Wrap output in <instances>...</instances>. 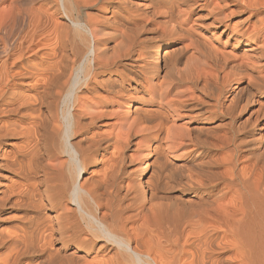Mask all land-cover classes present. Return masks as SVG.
I'll return each mask as SVG.
<instances>
[{"label": "bare ground", "instance_id": "bare-ground-1", "mask_svg": "<svg viewBox=\"0 0 264 264\" xmlns=\"http://www.w3.org/2000/svg\"><path fill=\"white\" fill-rule=\"evenodd\" d=\"M0 264H264V0H0Z\"/></svg>", "mask_w": 264, "mask_h": 264}, {"label": "rangeland", "instance_id": "rangeland-1", "mask_svg": "<svg viewBox=\"0 0 264 264\" xmlns=\"http://www.w3.org/2000/svg\"><path fill=\"white\" fill-rule=\"evenodd\" d=\"M82 16L84 17V14L82 13Z\"/></svg>", "mask_w": 264, "mask_h": 264}]
</instances>
